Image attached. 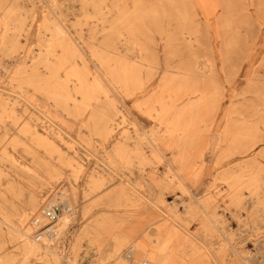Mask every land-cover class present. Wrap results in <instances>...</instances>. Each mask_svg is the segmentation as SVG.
I'll return each instance as SVG.
<instances>
[{
  "label": "rangeland",
  "instance_id": "374dc122",
  "mask_svg": "<svg viewBox=\"0 0 264 264\" xmlns=\"http://www.w3.org/2000/svg\"><path fill=\"white\" fill-rule=\"evenodd\" d=\"M205 1L0 0V34L5 31L6 19L16 18L15 26L7 30L11 36L0 39V191H4L8 199L14 194L10 200L18 204L20 192L25 194L31 187L46 182V186L36 190L40 206L37 216L32 213L30 217L34 216L45 227L43 206L56 201L61 213L48 227L60 231L54 249L56 256L48 253L39 260L29 257L24 264H124L129 242L133 238L142 240L144 233L127 234L124 213L131 206L114 197L126 181L131 182V176L143 180L138 191L155 194L157 182L165 176L164 159L170 153H204L206 167L200 175L197 172L199 179L186 182L190 188L197 185L195 197H202L216 184L224 191L219 198L224 207L216 212H222L227 220L224 224L227 231L217 227L218 235L212 237L216 243L212 252L223 256V264H232V258L240 264H264V190L262 199L256 201V196L250 195L243 186L242 208L225 192L226 175L217 183L212 181L213 174H208L216 153H224L226 158L231 153H246L245 149L255 142L245 136L225 142L224 134L216 131L218 127L228 126L226 131L232 128L234 135L246 134L252 138L255 134L257 138H264V132L254 130L256 123L251 117L255 106L264 103V0H249L256 9L252 18L246 15L248 0ZM55 27L66 32L69 43L58 39L48 41ZM47 42L54 53L49 56L51 65L38 55L45 50ZM127 43L132 51L124 49ZM8 47H12L11 52ZM253 47L256 59L247 61ZM200 62L212 65V70L207 71L209 76L204 81L196 82L192 73ZM252 62L258 79L252 71L249 77L255 76L254 80L247 84L245 69ZM34 67L43 74L39 79L31 75ZM165 74L177 83L171 86V92L174 89L178 94L205 90L204 94L197 91L204 95L203 103L183 107L182 112L193 114L192 127L198 125L200 131L191 146L187 145L190 142L187 140L181 141L180 150L160 144L159 150L152 151L150 139L161 126L156 118L149 116L156 113L154 109H149L158 105ZM111 75L116 81L125 75L141 77V81L133 83L134 88L129 90L133 92L126 93L124 88L103 82L112 79ZM96 77L103 78L100 88ZM236 93L238 95L233 97ZM163 94L178 95L167 91ZM109 99H115L116 115L111 112L114 103ZM223 99L226 103L221 105ZM170 104L164 108L165 111L172 109L168 113L183 109L180 102ZM228 112H233L231 115L235 117L229 115L225 120ZM239 114L246 117L240 118ZM185 115L183 117L188 119ZM260 122L264 127V118ZM152 128L155 129L152 131ZM261 144L264 142H257L256 149ZM117 147L120 153H129L135 173L129 174L118 158L111 155ZM256 149L249 153H257L254 165L260 169L264 167V153ZM195 165L189 166L190 172H195ZM106 168L111 171L109 178L114 177L107 183L108 189L97 196L89 193L85 186L87 176L104 173ZM52 177L60 178L54 182ZM10 181L14 183L10 185ZM63 185L72 189L67 199L61 195L51 200L58 191L68 193ZM105 193L109 196H104ZM168 198L166 196L170 200ZM2 205L6 210L10 208L8 202L0 200ZM12 220L16 223L15 218ZM144 220L149 221V218ZM91 226L95 231L86 234L89 232L96 242L98 248L94 249L87 248L84 235L85 229ZM202 227L211 235V228ZM162 228L166 230L167 226ZM36 230L33 225V233ZM162 239L163 234L151 233L146 241L148 252L155 257L167 251L160 244ZM19 240L16 233L13 236L0 233V264H22V255L17 249ZM182 251L190 252L184 248Z\"/></svg>",
  "mask_w": 264,
  "mask_h": 264
},
{
  "label": "bare ground",
  "instance_id": "6f19581e",
  "mask_svg": "<svg viewBox=\"0 0 264 264\" xmlns=\"http://www.w3.org/2000/svg\"><path fill=\"white\" fill-rule=\"evenodd\" d=\"M195 1L199 3L206 2L205 0H195ZM247 8H248L246 11L247 17L249 18L254 17L256 9L254 8L253 3L249 0L247 3ZM205 12H209V11H205ZM14 21H16V18L14 16H12L9 19H6L5 25H4L5 27L3 26L5 28L4 29L5 31L3 30L4 32L0 34L1 35L0 39H4L7 36H11L7 34V30L15 26L16 22L15 24H13ZM52 30L53 32H50L51 34H50L48 41L58 39V40L63 41L64 43H69L68 42L69 38L65 31H63L59 27H55ZM15 35L16 34H14V36ZM52 42L53 41H51V43ZM47 44H46L47 46L45 47V50L41 48V50L43 49L44 51H41L42 53L40 52L38 55L42 56L44 61H46L48 64L51 65L49 56L53 55L54 53L53 51H51L52 48L48 42ZM124 46H125L124 49H126L127 51L133 50V48L131 47V45H129V43L125 44ZM254 47L252 48L251 52H248V56L246 57L247 61H249L250 59L255 61L256 51ZM7 50L11 52L12 47H8ZM39 56H36V57H39ZM254 67L255 66L253 65V62H252V64L249 65V67L245 69V72H246L245 76H247L246 77L247 84L251 82L250 80H254V77L257 76L258 74L255 71L256 67L255 68ZM46 69H47V66H46ZM208 70L209 71L212 70V65H209L206 62H200L196 65L195 71L192 73L193 75L192 78H194L196 82L204 81L209 76V74H207ZM252 71H253V74H255V76L249 77V73H251ZM31 75L34 77H38L37 79H39L43 74L42 72H38L37 69L34 67L33 70H31ZM98 76L103 77L100 74ZM110 77H112V79H109V80H106V79L103 80V78L98 79L96 77L95 81L99 85V88L100 86L101 87L103 86L101 84H103L104 82L105 84L109 86L111 84L115 88H124L123 90H126V93H131L134 91V90L129 91L132 88H134L133 83L137 82V80L141 81V77L133 78L129 76L127 78V75L123 76L124 78L121 76L122 79L120 81L114 80L113 75H111ZM262 77L264 79V75H262ZM256 79H258V76ZM57 83L59 84V80ZM175 85H177V83L173 82L171 77L169 75L166 76L165 74L161 81V87L159 88L161 96L157 99L158 105L157 107L153 106L149 109V111L150 110L152 111L154 109L156 113L155 114L149 113V116L152 118H156L158 120V124L161 126V128L157 132L152 134L153 137L150 139L151 141L149 143L150 144L149 146L152 151L159 150L160 144H163L164 146L169 147V148H173L174 146H176V148L180 150L183 148L181 146V141L185 142L187 140H190L189 144L187 145L191 146L193 140L196 139L195 136H197L198 131H200L198 125H195L192 127V123H191L192 121L190 122V119L194 118V116H191L193 114L189 113L185 115L182 112L183 110H185L186 107H191L195 105L197 106L200 103H203L204 95L199 94L197 91H200V93L204 94L205 90L195 89V90H189L188 92H185L184 94H178L177 93L178 91H176L177 89H174L171 92V86H175ZM54 90L56 91L57 89H54ZM165 91H167L170 94L175 92L178 95L176 96H171L169 94L165 95L163 94ZM45 92H47V90ZM48 94H46V96ZM236 95L238 94L236 93L233 97H236ZM111 100H112V103H114V105H112L111 107V112L114 113L116 108L118 109V107L115 106V99H111ZM111 100L109 99V101ZM175 102L182 103V108L183 107L185 108L177 109L173 111L172 113H168L172 109L165 111V109L169 105H171L170 103L173 104ZM220 103L221 105H223L224 103H226V100L223 99V101L221 100ZM221 107L222 106L218 108H220L221 110ZM116 113L117 112H115L114 115H116ZM232 113L233 112H231V114ZM231 114L229 112L226 113L225 120H227L229 118V115ZM183 115H185L188 119H185ZM251 115H252L251 116L252 119H254L256 123L254 125L255 126L254 130L256 132H259V131L264 132V127H262L260 124L261 123L260 120L261 119L263 120L264 118V103L260 105H256L253 110V114ZM218 116H221V114L218 113ZM238 116H240V118L246 117L243 114H239ZM230 117L234 118L235 116L231 115ZM162 124L164 126H162ZM227 127L228 126H224L223 129L218 127L216 129L217 132L221 131L224 134L225 142L227 140L235 141V140H238L239 138H244V136L245 138H249L255 142L252 146L249 147V149H245L246 153H231L228 156V158L224 157V153H216L213 166L210 169L208 174H213L212 181L214 182L221 180L223 174L226 175V177H224V181L227 184V187H226L227 189L225 190V192H228L229 196H231V198H233L235 201L239 203L240 206H242L243 200L245 199V196L243 195L241 191L243 186H246L248 188L249 191L247 192H249L250 195L253 194L256 196V201H258L261 198V192L264 190V172H263L264 167L260 169L255 167L254 163H256L257 153H249V151L251 152L252 149L257 148L255 147V144L257 142L263 143L264 138L262 137L257 138L255 134L252 138L251 136H248L246 134L234 135L232 128L231 130L229 129L228 131H226ZM154 129L155 128H152V131ZM107 134H108V124L106 125V129L104 130L105 138ZM228 134L229 136H227ZM38 138L40 137L38 136ZM45 144L46 143H44V145ZM256 150H253V151H256L258 153H264V145H262L261 147H258V149ZM160 154L162 155V153ZM111 155L115 158H118V161L121 163V167L123 169L125 168V170L129 172V174L135 173V166L131 161H129V157H128L129 153H120L117 147L113 150V153H111ZM235 155H239L240 157L235 158ZM203 157H204V153H170V155L168 157H165L164 159V161L167 164V168L163 172V175L165 176L161 177V179H159V181L157 182V186H156L157 191L155 194H152L149 191L146 194L138 191L140 187V183L143 181L139 176H133V177L131 176L129 178L131 182L126 181L125 186H123L122 189L118 191V194H116V197H114L115 200L117 201L125 200L124 202L125 205L131 206V208L124 213V216L126 217L125 220L127 221V224H126V227H124V230H126L127 234H132V235H136L138 232L144 233V238L142 240L133 238L129 242L128 247L126 248L127 250V252L125 253L126 256H124L125 257L124 264H196L199 262L203 264H211V263L223 264V260H224L223 256L222 255L217 256L212 252L213 245L216 244L215 240L212 239V237L215 235H218L217 227L223 228V232L227 231L226 230L227 228L225 229L224 227V224L227 223V220L223 218V215H221L222 212L218 214L216 212L217 209L224 207L223 204L219 202L220 200L219 198L224 193V191L220 189L218 184L212 185L213 187L211 186V189H208L205 195H202V197L197 198L195 197L197 193V190H196L197 185L196 186L193 185L194 186L193 188H190L188 186L189 183H192L193 181L199 179V175L203 172V169H205L206 159H203ZM109 159H110L109 161L111 162V157ZM138 161L141 162L140 159H138ZM180 162H182L181 165L178 166L176 169L175 168L176 164ZM192 163L196 164L194 167L195 172L189 171V166L192 165ZM10 164L11 166L13 165L12 163ZM219 165H221L222 167L221 168L216 167ZM191 167L192 166H190V168ZM75 170L77 171L75 172L79 175V170L77 168ZM197 172L199 173L198 176H197L198 174ZM109 175H111V171L109 168H106L105 172L101 174H96V173L89 174L87 178L85 179L86 190L95 196L102 194L109 187V186H106L107 183L109 181L114 180V177L109 178ZM59 178L60 177H52V180H54L55 182L59 180ZM10 182H8L10 185L14 183V182H11V183ZM186 182L188 184H186ZM46 184H47L46 182L40 183L38 187L43 188L44 186H46ZM111 184L112 183H110V185ZM38 187L36 186L31 187L25 194L23 192H20L19 196H17L19 198L17 201L19 202L18 204L13 203L11 201L12 198L15 196L14 194L11 195L8 199V197L5 195V192L0 191V200H2L3 203L5 204H7L8 202L9 207H10L9 209L6 210V208H4V205H2L3 207L0 206V233L11 234V236H13L14 233H16L17 239H20L17 243V249L20 251L22 255V264H24V262L26 263V259L29 257H31L34 260H39L41 259V257L46 258L48 253L52 254L53 256H56V252L54 251V249H55L56 243L58 242V239H59L58 233L60 231L50 230V234L42 233L41 238H37L33 233L34 231H33V225L31 223V219L34 216L30 217V215L32 213H36L35 216H37V213L40 207L38 206L39 202L36 196V190ZM62 187H64L63 190H67L68 193L63 194L62 193L63 191H60V192L58 191L57 194L55 193L56 195L55 198L51 200L55 201L61 195L64 196L65 199H67V197L69 196V193L72 192V189L69 188L70 186L68 187V186L63 185ZM247 188L245 189L247 190ZM176 189H179L177 193H175ZM74 191L73 193H75ZM104 196L108 197L109 194L105 193ZM166 196H169L170 200H167ZM197 210L198 212H196V214L192 213ZM42 212H43V209H42ZM226 212L227 211L225 209V213ZM60 214L61 213L58 214L57 219L54 222L58 220ZM144 217L147 219L149 218V221L148 220L145 221ZM12 218L16 219V223H14ZM16 224H18L19 228L16 227L17 226ZM98 224H99V221L96 223V225ZM166 226H167L166 230H163L162 227H166ZM202 226H206V227L208 226L209 228H211V231L213 234L211 233V235L208 236V234L206 233L207 231H205ZM87 228L85 229V234H84L86 242H87L86 243L87 248L88 249L98 248L96 242L93 239H91L92 236H90L91 234L89 233V232L95 231L94 228L92 226L90 229H87ZM87 231H89L88 232L89 235L86 234ZM151 233H159L161 235L163 234V239L160 244L167 251H163V253H161L159 257H155L154 254H151L147 250L148 244L146 243V241L149 240V236L151 235ZM12 241L13 240H11L10 242ZM183 248L190 252H183L182 251ZM220 248H222V245L220 246ZM176 250L181 251V252H178V251L176 252ZM231 262L232 264H240L239 262L236 261L235 258H232Z\"/></svg>",
  "mask_w": 264,
  "mask_h": 264
},
{
  "label": "built area",
  "instance_id": "2783aa9c",
  "mask_svg": "<svg viewBox=\"0 0 264 264\" xmlns=\"http://www.w3.org/2000/svg\"><path fill=\"white\" fill-rule=\"evenodd\" d=\"M57 202V201H56ZM56 202H52L50 205L43 206V216L46 219L47 225L44 227V224L41 226V221L37 218L33 217L32 223L37 228L34 235L37 238H41L42 233L43 234H50V230L48 229L49 225L52 224L57 219V216L59 214L60 205Z\"/></svg>",
  "mask_w": 264,
  "mask_h": 264
}]
</instances>
